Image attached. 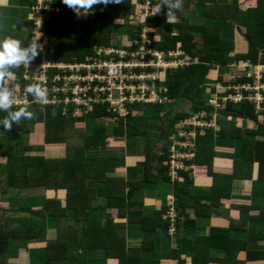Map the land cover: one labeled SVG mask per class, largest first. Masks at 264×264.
Here are the masks:
<instances>
[{
  "label": "trees",
  "instance_id": "16d2710c",
  "mask_svg": "<svg viewBox=\"0 0 264 264\" xmlns=\"http://www.w3.org/2000/svg\"><path fill=\"white\" fill-rule=\"evenodd\" d=\"M9 1L6 6L3 4L8 0H0V39L13 37L27 45L35 26L28 17L34 13L37 0ZM146 1L121 0L118 4L103 5L94 22H82L79 27L72 25L77 15L62 0L45 2L66 8L63 14L53 13L41 27L47 54L55 61L93 58L101 47L136 49L134 40L146 28L152 50L168 54L180 49L195 62L169 70L164 80L149 82L156 84L161 98L173 100L164 114L150 111L159 102L134 103L126 116L109 111V104H95L76 117L64 115L59 107L51 105H13L12 110L26 108L34 116L14 123L10 130L0 126V138L3 135L7 140V145L0 142V264H9V256L16 248L12 240L26 242L38 238L42 231L31 219L29 225H13V214L18 212L54 222L57 232L54 240L46 242L44 264L264 263V249L260 248L264 230L254 224L264 223V203L259 202L264 200V122H259L264 112L256 109L255 102L248 99L252 93L247 91L241 102L222 101L220 107L204 99L208 89L205 87L215 74V67L225 69L233 62L247 61L252 64L248 70H253L264 64V0H180V8L169 12L162 6L169 0H150L151 13L139 24L141 7ZM244 3L248 4L247 9L241 7ZM193 16L200 21L192 23ZM116 20H125L124 26L116 24ZM27 25L31 31L26 38ZM243 70L241 73L245 74L247 69ZM11 71L17 78H11L8 86L15 92L35 83L23 78V65ZM55 72L57 69L50 70V74ZM217 80L226 84L222 76ZM254 81V77L243 76L232 81V85H253ZM209 92L210 96L217 94L221 98L235 93L232 89L215 87ZM29 99L33 100L30 94ZM182 99L191 102L190 111L177 110ZM203 113V121L210 122L213 115L233 120L225 123L220 119L219 130L212 126H179L181 120L188 121ZM6 116V112L0 111V120ZM106 118L118 119L119 126L113 135L120 140L110 136L104 124ZM93 119L96 124L89 128L87 124ZM39 125L43 127L42 143L24 142L25 138L17 140L21 135H31ZM181 128L188 133L192 129L196 134H189L192 138L175 137L180 141L190 139L192 144L189 149L178 150L196 151V154L184 161L186 168L178 169V175L173 177L170 174L172 138ZM133 138L143 140L144 144L143 155L139 157L143 162L141 174L132 179L112 175L121 168L124 156L113 151L116 143ZM92 154L105 155V166H89L88 155ZM196 173H205L211 179L210 193L196 195L191 188L198 178ZM254 174L252 199L241 204L243 199L234 197L235 190L239 191V183L252 180ZM28 188L50 192L64 189L66 203L54 197L45 198L39 208L28 205L15 208L2 201V196L11 189ZM99 191L102 199L98 197ZM149 192L155 196L158 193L163 200L172 194L175 216H168L170 208L164 201L148 213L145 194L148 196ZM223 207L229 208L233 216H216L223 224H202L215 216V208ZM111 209L117 210V218L108 213ZM73 212L75 217L70 216ZM165 215L168 217L164 218ZM135 229L144 233L138 245H133L132 240ZM171 229L174 240L170 244L171 239L167 238L166 247L172 248L165 250L163 256L159 240Z\"/></svg>",
  "mask_w": 264,
  "mask_h": 264
},
{
  "label": "built area",
  "instance_id": "2783aa9c",
  "mask_svg": "<svg viewBox=\"0 0 264 264\" xmlns=\"http://www.w3.org/2000/svg\"><path fill=\"white\" fill-rule=\"evenodd\" d=\"M146 4L150 5V0H147ZM134 44L136 49L129 50L101 47L96 50V55L93 58L87 57L83 61L69 62L47 58L46 48L43 47L39 60L35 59L31 62L32 67L23 65L25 67L23 78L45 87L48 91V102L45 105L59 107L64 115L72 114L76 117L83 111L91 110L95 104H109L111 108L109 111L113 110L119 115L126 116L131 110L130 105L134 103L150 104L162 102L161 99L164 102L167 101V99L164 100L165 97L161 98L156 89H153L156 88V84L149 82L164 80L165 78H161L163 72L166 77L169 70L182 68L189 65L190 62H195L189 56H184L182 51L164 54V52L152 50L149 47L151 41L146 29L141 32L139 39L134 40ZM243 68L247 69L246 73H240L238 78L254 77L253 85L250 83L233 85L231 89L235 93H230L222 98L223 102L231 100L239 103L245 98L244 92L255 91L248 99L255 102L258 111L264 112V67L257 66L253 70H248V68H252V64L244 63ZM51 69H57V72L50 74ZM21 92L25 94L26 103H18ZM117 94L120 97H116ZM148 95L149 99H147ZM154 95L159 100L151 102ZM13 103V105H30L39 102L34 98L30 100L26 87H24L23 90L19 89L14 92ZM210 104H212V100ZM212 105L220 107L218 104ZM201 117L198 116L199 120L203 121ZM190 127L197 126L190 125ZM189 134L192 135V132ZM184 147L181 148L187 149L188 146ZM189 154L190 152H185V155ZM179 163V159L170 157V174L175 170L177 175Z\"/></svg>",
  "mask_w": 264,
  "mask_h": 264
},
{
  "label": "rangeland",
  "instance_id": "374dc122",
  "mask_svg": "<svg viewBox=\"0 0 264 264\" xmlns=\"http://www.w3.org/2000/svg\"><path fill=\"white\" fill-rule=\"evenodd\" d=\"M49 1H51V2H53L54 0H49ZM230 2H232V0H229ZM45 2H47V0H37V7H34V13H32V14H30L29 15V17H28V21L29 20H31L32 22H34V24H35V22H36V25L34 26V29H32L33 31H32V33H33V35H32V37H30L28 40H29V42L31 43L32 41H34V40H39V42L43 45V47H45V45H46V38H44L45 36H44V34H42V29L40 28V26L42 27V24H43V22L44 21H47V20H49L50 18H51V16H52V14L53 13H55V14H63V12L66 10V8L63 6V7H54V6H52L50 3H47V4H45ZM247 2V1H246ZM5 4V3H4ZM101 6H103V4H99V5H94L93 6V8H94V12H92L91 14H82L81 16H76L75 18H74V20L72 21V25L74 26H80L81 25V23L82 22H86V21H92V22H94V17L96 16V14H97V11L99 10V8H101ZM243 9H247L248 8V4L247 3H244V4H242V6H241ZM105 8H107V6L105 7ZM104 8V9H105ZM150 13H151V9H150V5H148V4H144L142 7H141V16H140V20H138V22L137 23H139V22H141V23H144L143 21H144V18H146L147 16H149L150 15ZM171 21H173V20H171ZM191 21H192V23H197V22H199L200 20L196 17V16H193L192 18H191ZM116 22V24H118L119 26H124V24H125V20H116L115 21ZM141 23H139V24H141ZM1 27L3 28L4 26H3V24L1 25ZM26 29L27 30H25L27 33H26V38H27V36H29V34H30V29L28 28V25L26 26ZM146 29V28H145ZM136 30V29H135ZM123 33V32H122ZM44 36V37H43ZM159 38L158 37H156V40H158ZM120 41H121V43H125L123 40H121L120 39ZM131 44V43H130ZM178 52L179 51H181L180 49H178L177 50ZM50 53H54V51L53 50H50ZM47 58H49V56H48V54H47ZM49 59H52V58H49ZM30 67H32L33 66V64H30L29 65ZM244 68H243V64H240V63H238V62H233V63H231L228 67H226L225 69H222L221 67H219V66H217V67H215V69H214V72H215V74L214 75H211V80H209L208 81V84H207V86L205 87V89L206 88H208L206 91V95L204 96V99L206 100V101H208V102H210L211 100H212V104H218L219 106L220 105H222V101H224V99H222L221 97H220V95H217L216 94V96H210L209 95V89H211V88H213V87H215L216 89H223V88H227V89H231L232 87H233V85H232V81H235L237 78H238V76L240 75V73H241V70H243ZM243 72H244V70H243ZM167 76V75H166ZM218 76H222V78L224 79V80H226V84H223V82H225V81H220V80H217V77ZM14 78V79H13ZM17 78V77H16ZM15 78V76H12V80H15L16 79ZM161 78L162 79H164V78H166L165 77V72H163V74H162V76H161ZM228 80H230L229 82H228ZM153 89H156L157 91H158V87H156V88H153ZM255 91H252V93H254ZM24 94V92H21V95H20V98H19V101H18V103H26L25 102V94ZM158 95V94H157ZM116 97H120L118 94L116 95ZM149 95L147 96V99H149ZM158 97H159V95H158ZM158 97H156L155 95H154V97H152L151 99H152V101L151 102H155L156 100L158 101L159 99H158ZM116 99H119V98H116ZM167 98L165 97V99L164 100H166ZM161 101L162 102H160V101H158V102H160L159 103V105H157V106H154L153 107V109H151L150 111H151V113L153 112V111H161V114H164L166 111H167V109H168V106L173 102V100H170V101H166V102H164L162 99H161ZM157 103V102H156ZM14 104V103H13ZM153 104V103H152ZM27 105V104H26ZM168 105V106H167ZM190 109H191V102H189V101H187V100H185V99H182V101L180 102V104H179V106H178V108H177V110L179 111H181V110H185V111H190ZM198 116H205V113H203L202 115H198ZM198 116L197 115H194V117L193 118H191L190 120H188V121H184V120H181L180 122H179V126H181L182 124L184 125V127H190V125H193V126H201V127H206V128H209L210 126H212V127H214L216 130H219L220 129V124L218 123L219 121H220V119L221 120H223V121H225V123H226V121L227 122H230V121H232L233 120V118H230V117H228L226 120H225V118L224 117H221L220 115H213V117H212V121H201V120H199V118H198ZM118 118V117H117ZM99 122H101V121H99ZM102 122H103V120H102ZM259 122L260 123H263L264 122V116H261L260 117V120H259ZM89 123V122H88ZM88 125V124H87ZM90 125V124H89ZM92 125V124H91ZM105 125L107 126V128H109V130L111 131V134L113 133V130L116 128V127H118L119 126V121H118V119H115V118H106L105 119ZM251 127L253 126V125H250ZM44 133H43V127H42V125H39L36 129H35V131L31 134V135H29V136H27V137H24V136H20V138H18L17 140H22L23 138H25L26 140H24V142H29V143H32V144H40V143H42L43 142V135ZM195 134H196V132H194V131H192V135L193 136H195ZM178 136H179V138H181V137H189V138H192L190 135H188V132L187 131H185L184 129H180V132L179 133H177V134H175L174 135V137L172 138L173 140H172V146H171V157L173 158V157H175L176 159H179V161H180V166L178 167L179 169H182V168H186L185 167V162L184 161H187L188 159H192V158H194L195 157V154H196V151L194 152V151H192L193 152V154H192V152L189 154V155H185V152L184 151H179L178 149H179V147L181 146H188V147H186V148H190V147H192V144H191V142H190V139H187L186 141H184L185 143H183V142H181L180 140H178V139H176V138H178ZM176 137V138H175ZM5 137L2 135L1 136V138H0V142L3 144V145H7L6 144V141L7 140H5L4 139ZM7 139V138H6ZM18 142V141H17ZM179 144H180V146H179ZM185 148V147H184ZM193 148H194V146H193ZM119 150L117 151V150H115L116 152H119V153H121L122 151V147H120V148H118ZM114 150V149H113ZM189 168H191L192 170L194 169V167H192V166H190ZM195 172H196V170H195ZM194 172V173H195ZM171 174H172V176L173 177H176L177 175H178V172H177V175H176V171L174 170V173L173 172H171ZM197 174V173H196ZM198 175V174H197ZM201 175H205V173H202ZM198 176H200V175H198ZM210 182H211V180H208L207 181V179H206V182H199V181H196V183H193V184H191V188H193V190L196 192V195L197 194H207V193H210L211 192V184H210ZM210 186V187H209ZM165 190V189H164ZM157 192V191H156ZM246 194H248V192L247 191H243V193H242V197L241 196H239V195H234V197L235 198H242L243 200H241L240 201V203L241 204H243V203H245V201L247 200V199H249V197H247V198H245L247 195ZM48 194H46V197L45 198H48ZM44 198V197H43ZM44 198V199H45ZM159 200V199H158ZM165 203H166V205L167 206H169V214H168V216L169 217H171L172 218V216L174 217L175 216V213L177 212V210H176V202H175V197L174 196H167L166 198H165V200H163ZM154 202V201H153ZM152 202V203H153ZM235 202L237 203V200H235ZM216 210V214H215V216H213V218H211L210 219V221H202V224L204 225V226H208V225H206V224H218V223H222L223 224V222H222V220L220 221V219H217V217L216 216H224V217H227V218H229V217H232L233 215H232V213H230L231 211L229 210V208H227V207H223V208H220V209H217V208H215ZM154 211V209H147V212L148 213H152ZM218 212V213H217ZM110 214L113 216V217H115L116 216V214H112V212L110 211ZM118 216V215H117ZM168 216H164V218H167ZM219 218V217H218ZM235 220H239V219H235ZM206 228V227H205ZM202 232H204V231H202ZM140 233H142V238H143V232H140ZM174 233V229H171V230H169L168 231V235L166 236H164V237H161L160 238V240H159V244H161V245H163V244H166V240H168L167 238H170L171 239V241H170V244H172V241L174 240L172 237H173V234ZM146 236V235H145ZM172 236V237H171ZM149 237H151V236H149ZM142 238H141V240H142ZM151 238H153V236L151 237ZM169 244V245H170ZM168 248H172L171 246L170 247H168ZM162 255L164 256V250L162 251ZM240 264H242V263H240Z\"/></svg>",
  "mask_w": 264,
  "mask_h": 264
},
{
  "label": "crops",
  "instance_id": "0c3cea01",
  "mask_svg": "<svg viewBox=\"0 0 264 264\" xmlns=\"http://www.w3.org/2000/svg\"><path fill=\"white\" fill-rule=\"evenodd\" d=\"M9 4H10V1L8 0V3L3 4V5L8 6ZM236 36H237V34H236ZM244 63H250V62L246 61ZM258 66L264 67V64L258 65ZM263 75H264V72H263ZM263 80H264V78H263ZM115 119H117V118H115ZM95 124H96V121H95V119H93L91 122L88 123L87 126L89 128H92L95 126ZM104 124H105V120H104ZM190 131L192 132V129ZM109 132H110V136L113 137L114 140H120V139L114 138V135H113V133L111 134L110 130H109ZM141 141H143V140H140L138 138H133V139H122L121 142H119L118 144L116 143L117 151L119 150L118 148L122 147L121 151H122V154H124V156L122 157L121 168L118 169V171H116V173H112V175L122 176V177H125L126 179H132V178L138 177L141 174V172H142L141 170L143 169L142 168L143 162H141L139 157H141L143 155L142 148L144 146L143 142H141ZM68 150L69 149H67V151ZM115 150H113V151H115ZM87 163L91 167H94V166L104 167L106 164V156L102 155V154L88 155V162ZM206 179H207V181L211 180L209 178H206L205 175H202V176L200 175V176H198L196 181L206 182ZM255 180H256V175L254 174L252 180H244L243 182H240L239 184L241 185L240 186L241 188L239 191H237L238 189L235 190V192H236L235 195L242 194L243 191H247L248 194H246L247 196L245 198L249 197V199H247V201L250 202L252 199L250 196L252 195V191L254 189ZM149 190H152V189H149ZM65 193H66V190H64V189L58 190V191L53 190L51 192L45 191L42 189H33V188L11 189V191L9 193L2 196V201L13 205L15 208H17L19 206H27V205L31 206L33 208H39L43 205V201H44V198L46 197V194L49 195L48 198L56 197V198L60 199L63 204H65L66 203ZM99 193H100L99 194L100 196H98V197L100 199H102L103 198L102 192L99 191ZM151 194L152 193H150V195H148V196L145 194V197L147 199L146 203H147V207L155 210L157 205H161L164 202H163V198H161V196L159 197L158 193L156 194V196H155V194H152V195ZM167 196H172V194H168ZM259 202L264 203V200H261ZM110 211L112 212V214H116V216L114 218H117V210L111 209L108 211L109 214H110ZM74 213L75 212L71 213L70 216L75 217ZM230 213H232V212H230ZM255 213L258 214L259 212L255 211ZM13 216L15 218V219L13 218L14 219L13 223H12L13 225H16V226L29 225V222L31 219L34 226L35 227H41L42 231L40 232L38 238H35L32 240H27L26 242L23 239L12 240L13 244L15 243L16 248H14L13 255H11V257L9 256V264H44L45 259H46V255H45L46 242L49 240H54V238L56 236V232H57V229L54 225V222L49 221L45 218H41V217H32V216H29L28 214L23 213V212L22 213H19V212L14 213ZM254 224H255V226L259 225V227L262 230H264V223L263 222H258V223H254ZM126 230L128 231V228ZM135 230H136L135 235H134L135 237H133L132 240H133V245L134 244L138 245L140 243L141 238H142L141 237L142 233H140L139 229H135ZM260 245H261L260 248L264 249V241H262ZM166 246H168V243L161 245V249H163L164 252H165V250H168V248ZM100 256L102 257V255H100ZM240 261H243V255L240 256Z\"/></svg>",
  "mask_w": 264,
  "mask_h": 264
},
{
  "label": "clouds",
  "instance_id": "9594fccd",
  "mask_svg": "<svg viewBox=\"0 0 264 264\" xmlns=\"http://www.w3.org/2000/svg\"><path fill=\"white\" fill-rule=\"evenodd\" d=\"M62 2L79 17L94 12V5L118 4L121 0H62ZM162 6H166L169 12L170 9L180 8L181 3L180 0H175L174 3L169 0ZM42 51L43 45L39 40L25 45L21 40L13 37L0 39V111L7 113V116L0 120V126L6 130H10L14 123L18 124L22 119L31 120L34 116V113L26 108L12 110L14 89L8 86L13 76L11 69L30 65ZM26 92L40 104H47L48 91L39 83L27 85Z\"/></svg>",
  "mask_w": 264,
  "mask_h": 264
}]
</instances>
